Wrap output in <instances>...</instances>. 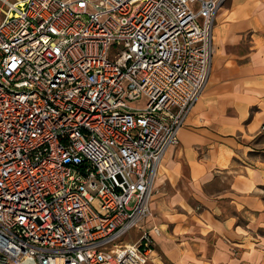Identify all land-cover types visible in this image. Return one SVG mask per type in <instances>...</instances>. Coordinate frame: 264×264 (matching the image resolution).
<instances>
[{"label":"built area","instance_id":"obj_1","mask_svg":"<svg viewBox=\"0 0 264 264\" xmlns=\"http://www.w3.org/2000/svg\"><path fill=\"white\" fill-rule=\"evenodd\" d=\"M226 1L0 0V264H148Z\"/></svg>","mask_w":264,"mask_h":264},{"label":"crops","instance_id":"obj_2","mask_svg":"<svg viewBox=\"0 0 264 264\" xmlns=\"http://www.w3.org/2000/svg\"><path fill=\"white\" fill-rule=\"evenodd\" d=\"M213 49L151 213L125 239L149 233L148 264H264V0H227Z\"/></svg>","mask_w":264,"mask_h":264},{"label":"rangeland","instance_id":"obj_3","mask_svg":"<svg viewBox=\"0 0 264 264\" xmlns=\"http://www.w3.org/2000/svg\"><path fill=\"white\" fill-rule=\"evenodd\" d=\"M143 101H133L131 102V106L132 107H137L138 105L142 104ZM136 229L137 228H134L133 230H131L126 236H125V239L126 240H132L137 234H136Z\"/></svg>","mask_w":264,"mask_h":264}]
</instances>
